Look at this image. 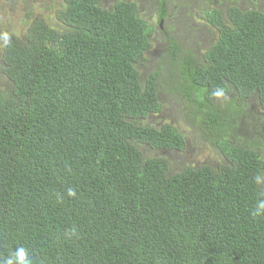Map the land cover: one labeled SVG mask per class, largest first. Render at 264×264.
Wrapping results in <instances>:
<instances>
[{"label":"trees","instance_id":"trees-1","mask_svg":"<svg viewBox=\"0 0 264 264\" xmlns=\"http://www.w3.org/2000/svg\"><path fill=\"white\" fill-rule=\"evenodd\" d=\"M102 2L64 0L58 24L0 34L13 84L0 90V264L19 249L31 264H264V157L223 134L245 100L264 109V11H205L219 36L180 60L173 89L227 162L174 170L142 150L187 146L178 127L144 122L162 111L158 72L138 69L154 29L137 3Z\"/></svg>","mask_w":264,"mask_h":264},{"label":"rangeland","instance_id":"rangeland-1","mask_svg":"<svg viewBox=\"0 0 264 264\" xmlns=\"http://www.w3.org/2000/svg\"><path fill=\"white\" fill-rule=\"evenodd\" d=\"M118 1H131L138 5L139 15L151 26V47L144 58L138 63L141 79L144 81L153 72L159 74V95L162 101V111L151 113L144 122L160 128L164 123L178 127L184 134L187 146L182 151L175 149L153 151L142 147L145 156H160L170 161L174 170L184 166H198L201 163L212 162L217 166L227 162L225 156L216 153L202 139L204 123L191 121L190 115L196 114L195 104L188 100L181 90H174V79L178 82L180 76V60L185 57L202 59L204 51L209 48L219 36V29L213 27L205 15L207 9L216 7L224 17L230 6L238 5L242 9L256 8L264 11V0H167V15L161 17L162 4L158 0H103L105 8H114ZM61 0H0V28L9 27L22 33L31 21L28 13L32 12L46 17L53 25L58 24L55 9L59 8ZM175 40L180 47L179 61L170 58V42ZM3 50L0 42V59ZM10 79L0 75V90L12 89ZM10 92V91H9ZM192 98L195 97L193 93ZM195 101V99H194ZM220 105L225 99H220ZM246 110L233 127L223 134L234 144L251 146L264 157V109L259 107L257 99L245 100ZM238 125V126H237Z\"/></svg>","mask_w":264,"mask_h":264},{"label":"clouds","instance_id":"clouds-1","mask_svg":"<svg viewBox=\"0 0 264 264\" xmlns=\"http://www.w3.org/2000/svg\"><path fill=\"white\" fill-rule=\"evenodd\" d=\"M4 40L7 41L8 39V35L7 33L4 34ZM70 194H74V193H70ZM13 259H15L16 261H18V264H31L30 260L26 258V253L24 249H19L16 253L14 258H9L5 264H13Z\"/></svg>","mask_w":264,"mask_h":264},{"label":"flooded vegetation","instance_id":"flooded-vegetation-1","mask_svg":"<svg viewBox=\"0 0 264 264\" xmlns=\"http://www.w3.org/2000/svg\"><path fill=\"white\" fill-rule=\"evenodd\" d=\"M5 1H7V0H5ZM9 1H14V0H9ZM62 2L61 3H64V0H61ZM57 2H58V0H57ZM61 3H60V5H61ZM60 5H59V8H60ZM57 12H58V10L57 9H55V15H56V17H57ZM27 16H30V18H32V17H36V16H40L39 14H36V13H34V12H32V14H30V13H28V15ZM41 18H44L50 25H51V23L49 22V20L46 18V17H42V16H40ZM31 22V21H30ZM29 22V23H30ZM6 28H8V27H5V28H0V34L6 29ZM10 29V28H9ZM26 29V28H25ZM25 31V30H24ZM3 37H4V35H3ZM2 37V39H4ZM0 42H1V40H0ZM2 44V43H1Z\"/></svg>","mask_w":264,"mask_h":264}]
</instances>
